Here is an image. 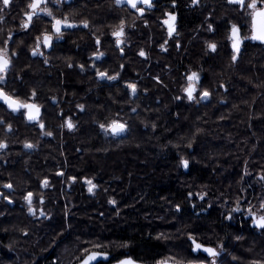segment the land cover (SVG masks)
<instances>
[{
	"label": "trees",
	"instance_id": "trees-1",
	"mask_svg": "<svg viewBox=\"0 0 264 264\" xmlns=\"http://www.w3.org/2000/svg\"><path fill=\"white\" fill-rule=\"evenodd\" d=\"M155 47L149 61L134 56L135 95L123 83L103 87L97 75L73 69L62 92L74 128L57 129L22 156L7 151L9 165L0 162V264H76L84 249L108 251L112 260L130 251L148 264L210 262L193 253L189 236L223 244L216 264L264 261V241H246L227 220L249 183L243 176L264 175V53L231 64L224 45L206 55L192 32L167 53ZM197 61L204 76L199 99L189 100L180 83ZM132 62L119 74L129 83ZM205 90L210 96L201 99ZM114 120L126 125L124 134L102 131L100 123ZM7 177L13 181L3 182Z\"/></svg>",
	"mask_w": 264,
	"mask_h": 264
},
{
	"label": "flooded vegetation",
	"instance_id": "flooded-vegetation-1",
	"mask_svg": "<svg viewBox=\"0 0 264 264\" xmlns=\"http://www.w3.org/2000/svg\"><path fill=\"white\" fill-rule=\"evenodd\" d=\"M29 2L30 0H12V3L0 12L3 16V20L0 21V49L7 48L11 58L10 67L4 74L5 80L0 83V88L23 102L39 105L40 117L37 121H28L24 114L26 110L12 112L0 101V120L3 121L0 124V142L7 144L6 148L0 149V162H3L5 166L9 165L4 160L8 150L10 153L20 151L22 156V151L26 148L25 143L34 145L33 148L28 149H36L41 139L54 137L57 129L59 132L69 130L66 127V121L69 119L72 121L69 113L71 103L68 101L69 95H64L62 90L70 84L73 69L82 71L84 76L91 74L95 76L98 72H106L107 75L117 78L101 79L97 75L96 82L101 86L123 83L129 88L128 85L131 81H135L138 73L135 71V57L137 54L140 56L141 50L146 55L140 57L149 61L154 54L153 45H156V50L167 53L173 45L179 48L182 39L189 32L202 39V49L206 55L207 53L215 55L223 49L222 45H224L231 64L240 62L242 57L262 56L264 53V43L245 39L241 44L237 60L232 61L233 50L231 41L227 38L230 26L237 24L240 26L241 37L250 36L251 29L245 25L250 23L247 12L251 10L231 4L228 0H199L197 4H193L192 0H152L151 8L143 4L138 5L144 8L143 15L132 9L126 2L117 4L115 0H59L58 3L50 0L46 7L52 11L53 15L61 19L67 17L76 27L64 29L63 37L61 39L54 37L52 46L49 48H44L41 44L40 51L43 55H33L32 50L36 47L37 37L42 39L43 33L51 34L54 21L41 13L38 19L34 18L28 29L22 28L21 24L25 19L24 13L28 11ZM0 8H3L2 2H0ZM167 13H174L176 16V32L172 36L168 35L167 26L163 23L167 19ZM122 20L125 24V35L122 37L124 42L118 47L117 38L112 35V32L117 30ZM83 21L88 22V27H84ZM209 25L212 26V31H209ZM97 38H99V44L96 42ZM146 39L147 43L144 41ZM210 42L217 45L216 51L209 50ZM99 52L104 55L97 59L93 53ZM129 59L134 61L130 63L133 72L130 83L119 77ZM204 68L203 64L197 61L188 67L187 71L182 70L184 77L180 84L185 83L187 86L190 83L187 77L193 72L199 74V82L196 84L194 93L195 99H198L197 91L198 86L202 84ZM209 85L216 86L217 82L213 80ZM33 91L36 93L34 97ZM117 116L118 114L114 115V117ZM41 123L44 125L43 128L40 127ZM101 124L108 126L105 122ZM9 125H11L10 131ZM102 131L106 132L104 129ZM49 132L52 133L51 136L46 134ZM261 177L264 175L243 176L249 183L245 185L246 187L244 186L241 197L236 199L232 209H228L227 217L232 216V219H227L228 222L241 230L246 241L252 238L264 241V231L252 225L247 213L249 207L260 212L259 205L264 201V179ZM9 181H13V178H3V182ZM9 202L13 204L12 201ZM237 206L241 207V211L233 212L232 210ZM32 208L36 212V209ZM39 210L43 211L42 208ZM216 246L222 254L225 253L226 250L221 242ZM218 257L214 258L215 264ZM209 258L211 264L213 258Z\"/></svg>",
	"mask_w": 264,
	"mask_h": 264
},
{
	"label": "snow or ice",
	"instance_id": "snow-or-ice-1",
	"mask_svg": "<svg viewBox=\"0 0 264 264\" xmlns=\"http://www.w3.org/2000/svg\"><path fill=\"white\" fill-rule=\"evenodd\" d=\"M2 2L3 8H0V12H2L5 8H7L11 3L12 0H0ZM50 2V0H30V2L27 4V9L24 13V21L21 24V27L24 29H28L32 23L34 18L38 19L40 17L41 13H44L46 16L51 17L54 23H52V33H43L42 39L41 37H37L36 41V47L32 50L33 55H43V53L40 51L41 44H43L44 48H49L52 46L53 38L55 39H61L63 37V30L67 28H73L76 27L75 24L71 23L67 17L64 18H57L53 15L52 11L46 7V5ZM52 2H59V0H52ZM117 4L121 3H127L132 9H135L136 12L143 15L144 8L138 7V5L143 4L147 5L149 8L152 7V0H115ZM199 0H192L193 4H197ZM231 4H237L241 8H247L251 11L247 12V16L250 17V23L245 25L247 27H250L252 34L250 36L241 37L240 34V26L237 24H232L230 26V31L228 35V40L231 41V47L233 50V55L231 57L232 61L235 62L240 54L241 51V44L243 43V40L245 39H252V40H258L261 43H264V0H228ZM45 5V6H42ZM259 5V6H258ZM167 19L163 21V23L167 26L168 35L172 36L174 32H176V16L174 13H167ZM3 20V16L0 15V21ZM84 27H88V22L83 21L82 22ZM212 26L209 25V31H212ZM112 35L116 37V44L119 47L124 41L122 37L125 35V24L122 20L117 27V30L112 32ZM97 44L100 43L99 38H97ZM163 47V46H161ZM208 48L210 51H216L217 45L215 43H209ZM123 51V49H121ZM93 55L99 59L104 55V53H93ZM140 56H145L146 53L141 50L139 53ZM11 64V58L8 55L7 48L0 49V83H3L5 80L4 74L8 71ZM97 75L101 78H107L108 80H114L117 77L115 76H109L106 72H98ZM189 83V86L184 89V91L187 93V98L189 100L195 99L194 93L196 92V84L199 82V74L196 72H193L190 76L187 77ZM128 87L131 89L132 93L135 94L137 91V86L132 83L129 84ZM36 93L33 91L32 96L34 97ZM210 96V93L208 91H203L201 93V99H208ZM0 101H2L5 105H7L8 109H11L12 112H21L22 109L26 110L24 113L26 115V118L28 121H37L40 117V106L35 103H27L21 101L18 97H14L13 95H10L9 93H6L2 88H0ZM83 108V106H80ZM135 111V110H133ZM3 121L0 120V124H2ZM40 127L43 128L44 125L41 123ZM66 127L68 129H73L74 124L72 123L71 119L66 121ZM101 129H104L106 132L110 131L112 135H120L121 133L126 131V125L119 123L118 121H112L107 127L104 124L100 125ZM9 131L11 130V125L8 126ZM47 135L51 136L52 133H46ZM7 147V144L0 142V149H4ZM26 148H33L34 145L30 143H25ZM181 164L183 167L187 168L189 165V161L187 159H182ZM75 179V178H73ZM261 179H264V177H261ZM86 183L89 185L88 191L93 192V190L96 188V185L92 182V180H87ZM43 185L45 187L48 186V181L44 180ZM7 188H12L11 184L5 185ZM203 198V197H201ZM25 200L27 201L29 205V212L35 215V210L32 208V202H33V193L29 192L27 196L25 197ZM110 203H115V201H110ZM239 205V202H238ZM260 212L254 211L253 208L249 207L247 209L248 216L251 218L252 225L264 231V201H262L259 205ZM233 212H240L241 207L237 206L232 210ZM41 215H44L43 212L40 213ZM227 219H232V216L229 215ZM239 239V237H238ZM189 240L191 241L192 245L194 246L192 248L193 252L197 251H203L208 254L209 257H212L213 260L211 261V264H215V257H217L220 253L215 248L211 247H204L202 244L198 243L193 236H189ZM95 247L99 248L100 245H96ZM85 253H88L82 260L81 264H93V262L97 261L99 258H108V254L106 252H96L92 251L89 252L88 249H84ZM175 258H168L163 261L158 262V264H170L171 260H174ZM118 264H136L134 260H132L130 257L126 258L124 260H120ZM175 264H182L181 261L176 260ZM191 264V262H190ZM253 264H264V261H254Z\"/></svg>",
	"mask_w": 264,
	"mask_h": 264
},
{
	"label": "water",
	"instance_id": "water-1",
	"mask_svg": "<svg viewBox=\"0 0 264 264\" xmlns=\"http://www.w3.org/2000/svg\"><path fill=\"white\" fill-rule=\"evenodd\" d=\"M124 133V132H123ZM123 133H121V134H123ZM189 166H190V164L188 165V167L187 168H185V167H183V169H184V171H189ZM32 214V213H31ZM196 241L198 242V243H200V244H202L204 247H211V248H215V249H217V251L220 253L218 256H221V254H222V252L218 249V247L216 246V245H211V244H206V243H203V242H201V241H199V240H197L196 239ZM194 246L192 245V248H193ZM92 251H96V252H106L107 254H108V258L107 259H104V258H99L97 261H95V262H93V264H97V263H99V262H110L109 264H118V262L120 261V260H124V259H126V258H131L132 260H134L135 262H136V264H148L147 262H145V261H141V260H139V259H137V258H135V256H133V254L130 252V251H126V253L121 257V258H119V259H117V260H114V261H111V259H112V255H111V253L110 252H108V251H105V250H91V251H89V252H92ZM194 254H199V253H202V254H204V255H206V256H208V254L207 253H205V252H203L202 250L201 251H197V252H193ZM86 255H88V253L87 254H85L76 264H81V260L86 256ZM209 257V256H208ZM158 264V263H157ZM170 264H175V261L174 260H171L170 261ZM182 264H190V263H182ZM191 264H204V263H191Z\"/></svg>",
	"mask_w": 264,
	"mask_h": 264
},
{
	"label": "rangeland",
	"instance_id": "rangeland-1",
	"mask_svg": "<svg viewBox=\"0 0 264 264\" xmlns=\"http://www.w3.org/2000/svg\"><path fill=\"white\" fill-rule=\"evenodd\" d=\"M183 81V80H182ZM180 87L182 88V92H184V89L187 88V84L185 85V83L183 84H180ZM185 93V92H184ZM198 99H199V96H198ZM112 121L110 122H107L106 125H109ZM259 261V260H258ZM261 261V260H260ZM195 263H204V264H210V262H195Z\"/></svg>",
	"mask_w": 264,
	"mask_h": 264
},
{
	"label": "bare ground",
	"instance_id": "bare-ground-1",
	"mask_svg": "<svg viewBox=\"0 0 264 264\" xmlns=\"http://www.w3.org/2000/svg\"><path fill=\"white\" fill-rule=\"evenodd\" d=\"M194 70V69H193ZM187 94V93H186ZM124 134V133H123ZM120 135H122V134H120ZM190 164V163H189ZM117 260V259H116ZM111 261H114V260H111ZM110 263V262H109ZM98 264V263H97Z\"/></svg>",
	"mask_w": 264,
	"mask_h": 264
}]
</instances>
